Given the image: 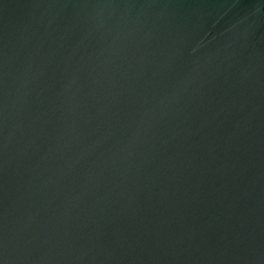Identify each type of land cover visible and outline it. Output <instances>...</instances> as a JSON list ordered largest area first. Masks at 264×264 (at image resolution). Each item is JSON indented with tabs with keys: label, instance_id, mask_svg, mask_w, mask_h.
Returning a JSON list of instances; mask_svg holds the SVG:
<instances>
[{
	"label": "water",
	"instance_id": "1",
	"mask_svg": "<svg viewBox=\"0 0 264 264\" xmlns=\"http://www.w3.org/2000/svg\"><path fill=\"white\" fill-rule=\"evenodd\" d=\"M0 264H264V0H0Z\"/></svg>",
	"mask_w": 264,
	"mask_h": 264
}]
</instances>
